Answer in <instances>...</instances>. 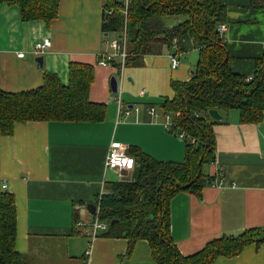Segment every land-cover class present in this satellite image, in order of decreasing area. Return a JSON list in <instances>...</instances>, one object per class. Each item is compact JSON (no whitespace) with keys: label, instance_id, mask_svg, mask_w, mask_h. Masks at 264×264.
Here are the masks:
<instances>
[{"label":"crops","instance_id":"crops-1","mask_svg":"<svg viewBox=\"0 0 264 264\" xmlns=\"http://www.w3.org/2000/svg\"><path fill=\"white\" fill-rule=\"evenodd\" d=\"M123 1L126 5L127 0ZM222 2L227 8L223 37L229 66L251 76L256 59L264 55V8L252 6L251 0ZM107 3L60 0L59 16L50 24L23 21L18 6L0 5L3 90L37 88L43 84L45 71L57 74L67 86L70 64L83 63L95 69L89 100L105 105L103 120L16 122L14 133L0 138V192L15 195V248L28 264H156L146 239H139L128 256L126 238L105 236L104 232L90 238L74 220L78 217L88 223L93 205L97 207L106 187L115 181L109 175L120 180L116 169L106 168L114 141L159 161H183L187 140L167 126L168 113L161 103L175 96L173 80H191L199 49L187 33L179 41L181 64L177 68L171 65L169 49L143 56L123 69L99 64L97 57L111 52L107 40L125 34L105 31L106 16L112 13ZM45 38L52 39V46L44 55L32 54L35 44ZM40 56L42 64L37 61ZM113 76L118 79L117 93L111 87ZM118 96L132 109L130 115L118 114ZM136 105L138 112L132 108ZM152 105L158 116L149 113ZM219 112L222 119L213 126L216 157L204 166L214 182L204 187L201 197L180 191L170 201L172 237L184 256L222 236H237L249 228L264 230V117L258 123H243L238 109ZM138 173L135 169L131 175L136 179ZM212 264H264V244H249L240 254L219 256Z\"/></svg>","mask_w":264,"mask_h":264},{"label":"trees","instance_id":"trees-1","mask_svg":"<svg viewBox=\"0 0 264 264\" xmlns=\"http://www.w3.org/2000/svg\"><path fill=\"white\" fill-rule=\"evenodd\" d=\"M1 4L18 6L26 22L43 20L50 24L59 16L60 0H0ZM251 5L264 8V0H251ZM106 8L112 13L106 16L105 31H125L127 37L124 66L146 55L162 54L165 49L171 54L181 52L179 41L187 33L193 37L199 56L191 80H173L175 96L161 103L171 114L170 129L187 134L185 158L159 161L138 148L127 147L135 158L138 177L112 181L98 199L99 217L108 224L102 234L126 238L128 256L139 239H146L156 264H212L219 256L240 254L249 244H264V230L249 228L237 236L213 239L200 251L184 256L172 237L170 210L176 193L189 191L201 197L204 187L215 180L204 171L216 157L213 126L219 122L210 116V109H238L243 123L263 119L264 55L256 59L250 79L230 68L223 37L227 27L219 30L227 15L222 0H129L127 6L123 0H108ZM171 15L185 18L168 26L165 20ZM101 58L97 57L98 62ZM119 62L108 65L121 68ZM69 72L67 86L57 74L45 71L43 84L37 88L8 92L0 87V138L13 134L16 122L103 120L105 105L89 100L94 67L72 62ZM78 220L75 217V225ZM16 238V198L5 190L0 192V264H28L15 248Z\"/></svg>","mask_w":264,"mask_h":264},{"label":"built area","instance_id":"built-area-1","mask_svg":"<svg viewBox=\"0 0 264 264\" xmlns=\"http://www.w3.org/2000/svg\"><path fill=\"white\" fill-rule=\"evenodd\" d=\"M128 5V0L126 1V6ZM112 12V11H111ZM226 24H220L219 30L222 32L226 29ZM107 44L111 48V52H107L102 54V58L99 61V64L108 65L113 61L120 59L121 62V69H123L125 65V59L128 55L127 53V37L124 34L121 38H114L107 40ZM52 46V39L45 38L43 41H39L35 44L32 49V53L34 55H44V53ZM178 54V53H177ZM177 54H171V62L172 67L177 68L180 66L181 61L178 58ZM19 56H24V53L21 52L18 54ZM252 76H249V79ZM118 114L121 116H128L132 112V109L127 106L121 99V96H118ZM134 110L138 112L140 110L139 106H133ZM149 113L158 116V112L154 105L149 107ZM167 126L170 128L172 127V118L171 114H167ZM179 136L185 138L186 133L184 131L178 132ZM192 142H195V139H192ZM128 145H125L121 142L114 141L108 151L107 158H106V168H114L119 172V179L122 178H130L131 173L134 171L136 166L135 158L132 154L127 151ZM217 175L220 177L218 184H222V177L223 173L220 170ZM217 183V182H216ZM6 186V184H5ZM96 212L92 215V219L87 223L86 221L79 220L76 223V226L80 228V231L83 235H86L90 238L99 237L101 232L108 230V224L103 222L99 217L100 207L97 205Z\"/></svg>","mask_w":264,"mask_h":264},{"label":"water","instance_id":"water-1","mask_svg":"<svg viewBox=\"0 0 264 264\" xmlns=\"http://www.w3.org/2000/svg\"><path fill=\"white\" fill-rule=\"evenodd\" d=\"M37 61L42 64L43 56H40L39 59H37ZM111 87H112V90L114 92H116V93L118 92V79L116 76H113L111 78ZM209 114L215 120H221L222 119V115L220 114L218 109H210ZM95 210H96V205H93V213L95 212Z\"/></svg>","mask_w":264,"mask_h":264},{"label":"rangeland","instance_id":"rangeland-1","mask_svg":"<svg viewBox=\"0 0 264 264\" xmlns=\"http://www.w3.org/2000/svg\"><path fill=\"white\" fill-rule=\"evenodd\" d=\"M112 11V10H111ZM184 15H171V18L170 19H172V20H168V21H166V24H168L169 26H171V25H173V24H175V23H173L174 22V20H177V19H182V20H184ZM176 22V21H175ZM120 92V91H119ZM111 173V172H110ZM109 173V174H110ZM110 176V178H113L112 180H117L118 179V177H117V175H115V174H113V175H109Z\"/></svg>","mask_w":264,"mask_h":264}]
</instances>
